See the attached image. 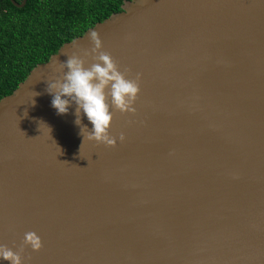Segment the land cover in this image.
Listing matches in <instances>:
<instances>
[{"label":"water","instance_id":"obj_1","mask_svg":"<svg viewBox=\"0 0 264 264\" xmlns=\"http://www.w3.org/2000/svg\"><path fill=\"white\" fill-rule=\"evenodd\" d=\"M91 31L139 73L114 146L45 91ZM28 231L25 264H264V0H124L1 97L0 244Z\"/></svg>","mask_w":264,"mask_h":264},{"label":"clouds","instance_id":"obj_2","mask_svg":"<svg viewBox=\"0 0 264 264\" xmlns=\"http://www.w3.org/2000/svg\"><path fill=\"white\" fill-rule=\"evenodd\" d=\"M88 40L91 47L84 49L82 54L73 50L65 53L63 60L54 59L62 75L46 81L45 91L51 95V107L58 115L68 113L69 107L74 105V124L80 127L83 140L86 133L89 140L114 146L117 138L109 133L113 111H135L133 105L139 92V73L135 78H129L127 69L121 71L111 55L102 50L97 32H89ZM88 56H91L92 63L85 66V57ZM81 116L91 124L90 129L82 124ZM119 138L122 140L123 134ZM26 246L38 251L42 247L40 237L33 231L25 232L21 246L15 250L0 244V262L25 264L22 253Z\"/></svg>","mask_w":264,"mask_h":264},{"label":"trees","instance_id":"obj_3","mask_svg":"<svg viewBox=\"0 0 264 264\" xmlns=\"http://www.w3.org/2000/svg\"><path fill=\"white\" fill-rule=\"evenodd\" d=\"M123 1L26 0L16 6L0 0V98L63 43L120 11Z\"/></svg>","mask_w":264,"mask_h":264}]
</instances>
